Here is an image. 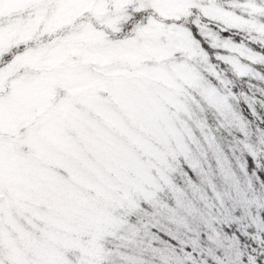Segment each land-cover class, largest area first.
Masks as SVG:
<instances>
[{"label": "snow or ice", "instance_id": "obj_1", "mask_svg": "<svg viewBox=\"0 0 264 264\" xmlns=\"http://www.w3.org/2000/svg\"><path fill=\"white\" fill-rule=\"evenodd\" d=\"M0 264H264V0H0Z\"/></svg>", "mask_w": 264, "mask_h": 264}]
</instances>
